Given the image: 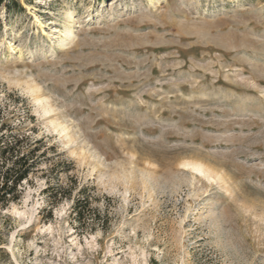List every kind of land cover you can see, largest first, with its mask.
Listing matches in <instances>:
<instances>
[{
    "label": "rangeland",
    "instance_id": "rangeland-1",
    "mask_svg": "<svg viewBox=\"0 0 264 264\" xmlns=\"http://www.w3.org/2000/svg\"><path fill=\"white\" fill-rule=\"evenodd\" d=\"M6 122L91 205L50 216L40 173L0 264H264V0H5Z\"/></svg>",
    "mask_w": 264,
    "mask_h": 264
},
{
    "label": "trees",
    "instance_id": "trees-1",
    "mask_svg": "<svg viewBox=\"0 0 264 264\" xmlns=\"http://www.w3.org/2000/svg\"><path fill=\"white\" fill-rule=\"evenodd\" d=\"M5 0H0V6ZM19 100H22L19 97ZM33 124L35 118L31 117ZM34 130H31L33 132ZM7 134H3V133ZM63 155L56 151V147L48 146L45 138H33L23 128H13L11 125L1 124L0 127V209L6 210L11 205L21 202L24 197L26 185H32L41 173L46 180L47 188L43 194L47 197V203L52 216L53 208L63 200L72 201V213L76 215L80 224L86 220V211L90 209V198L85 195V189L81 188L74 198L73 188L64 189L60 183L53 182V174L59 172L62 167ZM64 169V168H63ZM70 168H65L63 171Z\"/></svg>",
    "mask_w": 264,
    "mask_h": 264
},
{
    "label": "bare ground",
    "instance_id": "bare-ground-1",
    "mask_svg": "<svg viewBox=\"0 0 264 264\" xmlns=\"http://www.w3.org/2000/svg\"><path fill=\"white\" fill-rule=\"evenodd\" d=\"M196 168V167H195ZM197 169V168H196ZM200 170V169H199ZM202 172V171H201Z\"/></svg>",
    "mask_w": 264,
    "mask_h": 264
}]
</instances>
